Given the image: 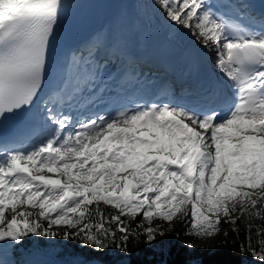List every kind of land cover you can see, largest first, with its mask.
I'll list each match as a JSON object with an SVG mask.
<instances>
[{"label":"snow or ice","instance_id":"snow-or-ice-1","mask_svg":"<svg viewBox=\"0 0 264 264\" xmlns=\"http://www.w3.org/2000/svg\"><path fill=\"white\" fill-rule=\"evenodd\" d=\"M159 4L174 26L216 46L217 70L233 90L227 109L212 92L193 107L152 103L72 121L49 100L42 115L55 126L49 135L31 151L0 153V253L29 238L58 239L74 241L83 252L62 264H130V239L137 247H152L166 235L143 227L144 222H172L184 214L185 235L211 238L222 219L227 222L246 204L255 210L247 212L249 217L264 219V14L240 9L236 20H228L213 12L208 0ZM63 7L62 0H0V129L7 120L34 117L57 66ZM240 11L247 25L237 22ZM87 52L86 57L76 49L63 58L66 81L86 83L98 72L92 67V50ZM101 202L115 214L105 216ZM141 213L135 228L121 220ZM81 224L75 236L52 230ZM257 236L259 251L249 237L240 246L241 255L264 264V232L258 230ZM185 247L196 251L190 244ZM113 254L122 259H108Z\"/></svg>","mask_w":264,"mask_h":264},{"label":"trees","instance_id":"trees-1","mask_svg":"<svg viewBox=\"0 0 264 264\" xmlns=\"http://www.w3.org/2000/svg\"><path fill=\"white\" fill-rule=\"evenodd\" d=\"M93 204L91 209H95ZM100 209L105 216L110 217L115 214L116 210L111 206L99 204ZM260 206L258 205V208ZM255 210L250 207L241 210L239 207L234 213L235 215L227 222L220 223L219 233L216 238H213L207 243L198 245L194 243V236L185 235L188 225L185 221L188 219L184 214H177L174 218L170 228L165 231L166 235L162 241L158 240L157 244L152 247H145L141 244L136 246L135 241H129V251L132 253L130 264H182L184 261L194 260L200 264H262L250 254L241 255V245H247L248 238H251L253 247L259 251V237L257 231L264 232V219L256 216L249 217L247 212ZM6 214H11L10 210ZM121 220L130 227L135 226L142 221V215L135 218L122 216ZM232 221H235L233 223ZM46 226V225H45ZM115 228L113 223L110 225ZM83 227V225H82ZM143 227H149L143 223ZM155 228V227H154ZM58 233L69 231L71 235L75 236L79 229L72 231L66 226L62 229H52ZM119 235V233H117ZM192 245L196 251H190L185 245ZM200 249H214L210 252H201ZM31 251H39L42 255L51 257V261H40L36 264H54L53 260L64 262L83 254L82 249L74 241H63L58 239L53 240H37L36 238H29L25 240L22 246L15 250L11 249L12 264H31L28 259ZM251 249H247L250 253ZM194 255H197L194 257ZM112 261L122 259L119 255L113 254L108 257Z\"/></svg>","mask_w":264,"mask_h":264},{"label":"bare ground","instance_id":"bare-ground-1","mask_svg":"<svg viewBox=\"0 0 264 264\" xmlns=\"http://www.w3.org/2000/svg\"><path fill=\"white\" fill-rule=\"evenodd\" d=\"M138 12L140 14L141 19H144V20L152 22V23H155L154 22L155 20H158V21L163 20V17H161L160 13L152 11L149 7H145L143 3H141L140 8H138ZM104 24L105 25L102 28H100L98 31H96V34L94 32V34H95L94 36L89 35L87 38H85L83 41H81L77 45L75 50L80 49L81 46L89 39V42L83 46V52H84V55L86 57L88 55L87 50L91 49L92 50V58H94V59L96 58V55L98 54L100 56H103V55L109 56L110 55V56L114 57V58L107 57L108 60H112L113 62H115L114 64L119 63L120 60L121 61H127L124 57L118 56L116 54L117 48L115 46L113 47L114 44H111V45L109 44L108 37L112 35L111 29H110L112 26L111 22L108 21ZM208 47L210 48L211 46L208 45ZM73 81H74V83H77L78 79L69 78L66 81L64 88H63V91H62L63 95H66L70 91L74 90Z\"/></svg>","mask_w":264,"mask_h":264},{"label":"rangeland","instance_id":"rangeland-1","mask_svg":"<svg viewBox=\"0 0 264 264\" xmlns=\"http://www.w3.org/2000/svg\"><path fill=\"white\" fill-rule=\"evenodd\" d=\"M148 1V2H147ZM142 3L144 4L145 7H149L152 11L154 12H157V13H160L161 16H165L162 8L160 7V4H159V0H142ZM172 24V23H171ZM174 26V25H173ZM176 27V26H175ZM177 28H175L176 30ZM193 33V31H192ZM198 38H200L203 43L207 44V45H210L211 47L209 48L211 54H213L214 56V52L216 50V46L211 42V41H208V40H205L201 37L198 36V34H195ZM110 56V55H109ZM114 56V55H113ZM103 58H106V57H103ZM114 58V57H112ZM121 61V60H120ZM199 131H201L200 129H198ZM48 175H51V174H48ZM53 178H56V177H53ZM249 206L246 204L245 205V208H248ZM244 208V209H245ZM7 213V211H6ZM189 213H190V206H189ZM142 215V213H141ZM235 214L233 213L230 217L226 218V220H229L231 219V217H233ZM6 216L8 218L11 217V214H6ZM174 220V219H173ZM225 221V219H222L221 222ZM173 222V221H172ZM172 222H164L162 220H159V219H154L152 224L149 225L147 224V222H144L146 225L148 226H151V227H155L159 230H168L172 224ZM65 226H54L53 229L57 230V229H62L64 228ZM80 227H82V224L78 227H75V228H71L72 231H76L78 230ZM219 229H220V225H219ZM216 234H214L211 238H195L194 240V243L198 244V245H202L203 243H207L209 242L210 240H212L213 238H216ZM32 253L30 254V257L28 259V261L31 263V264H36V263H39L40 261H51L52 258L51 257H47V256H44L42 255L39 251H31ZM197 255H194V257H196ZM0 260H3L4 264H12V256H11V249H9L7 252L5 253H0ZM52 262H54V264H62L61 262L57 261V260H53Z\"/></svg>","mask_w":264,"mask_h":264}]
</instances>
